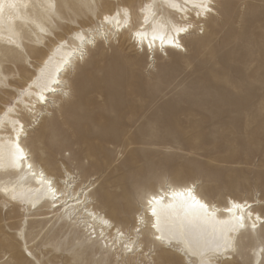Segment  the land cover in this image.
I'll return each mask as SVG.
<instances>
[{
	"label": "rangeland",
	"instance_id": "rangeland-1",
	"mask_svg": "<svg viewBox=\"0 0 264 264\" xmlns=\"http://www.w3.org/2000/svg\"><path fill=\"white\" fill-rule=\"evenodd\" d=\"M119 1L95 3L103 5L102 12ZM122 1L133 11L143 2ZM68 2L75 4L78 17L63 20L70 26L65 28L76 22L91 25L94 11L82 7L80 0ZM215 3L218 15L204 22L203 31L196 26L185 35L183 50L152 55L140 48L137 53L128 40L88 48L86 59L65 77L71 101L58 109L60 102L49 100V109H42L45 119L27 126V139L42 137L38 149L25 141L33 159L58 178L64 166L77 178L91 177L104 212L127 231L142 194L175 180L192 182L216 203L227 196L260 201L254 209L264 215V0ZM133 19L138 21L135 14ZM57 31L61 29H53ZM6 91L0 94V105L17 94ZM79 100L84 101L76 105ZM83 171H88L85 176ZM112 185L122 194L116 191L114 198L101 200ZM123 194L132 198L131 205L116 197ZM116 205L124 209L123 215ZM0 218L10 240L24 229L26 247L42 264L161 262L159 246L144 232L139 238L150 252L144 257L120 255L101 247L104 242L95 236L103 234L88 232L97 239L91 244L57 216L45 224L25 221L16 208L0 205ZM257 247H264V226L236 240L230 264H252ZM162 262L184 264L171 255Z\"/></svg>",
	"mask_w": 264,
	"mask_h": 264
},
{
	"label": "bare ground",
	"instance_id": "bare-ground-1",
	"mask_svg": "<svg viewBox=\"0 0 264 264\" xmlns=\"http://www.w3.org/2000/svg\"><path fill=\"white\" fill-rule=\"evenodd\" d=\"M85 3L86 0H80ZM104 1V0H102ZM227 1V0H224ZM9 0H5V5ZM19 5L18 8L9 10L5 6V11L2 16H0V42L7 43L8 45L0 46L3 49L4 53L0 54V94L7 93L6 90L14 89L17 92L13 96V100L17 99V95L23 89L25 95L20 97L22 103L18 104L16 107V112L12 114H7L3 110L7 106L8 102L3 101L0 105V117H3L4 123H0V151L4 154L3 167H0V189L7 188L8 192L0 190V205L6 209L9 207L16 208L19 212L22 213L23 219L25 221H42L45 224L48 221H51L53 217L57 216V221L63 222L70 229L76 230L80 233L81 236L94 244L97 239H91V236H88L92 233L98 232L96 234H103L101 240L104 242L101 247L107 249V247L112 248L115 253L120 255H130L124 251L123 243H130L129 236L132 240L137 239L136 228H143L145 234L149 235L150 241H152L153 232L155 231L152 228V224L155 223V218L149 220L151 217V211L149 210L145 214L146 204L144 199H141L139 206L137 207L134 213V222L131 226V230H125L120 222L111 220L108 215L104 212L105 207L102 205L101 201L95 198L94 192L97 187V184L93 182L91 177H81L77 178V175H72L71 171L64 166L62 169V175L58 178L54 176V173H50L45 166H42L39 162L35 161L30 153L28 145L25 141H30L31 144L38 149L39 144L41 143L42 137L40 135H35L32 139H27V126L29 127L31 122L36 121L37 119H45L42 109L46 108L49 105V100H53L55 104L57 101L58 109L65 106V104L70 99L69 91L66 86V76L74 69L78 64L82 63L79 59V50L81 47L85 48H95L98 44L101 45L107 42L115 41H130L131 45L134 47L136 52L137 49L148 50L150 53L155 54L158 52L160 45L159 39L155 41L152 49H147L149 40L152 36V24L156 22L164 23H182V19H186L187 23L191 25L190 32L197 26L201 28L204 26V22L208 21L215 16H209L205 19L203 16H196V9L192 8L190 5L187 7L186 12H181L177 9L171 8L168 6L167 0H143L139 6L132 12L131 18L127 24L124 23L123 17H121V22L119 27H117L115 21L111 24H102L103 15H111L115 11L116 6L120 8L130 7L129 2H123L122 0L117 2L115 6L106 7L100 12L99 15L95 14V20L93 21L91 17L89 19L92 21L91 25H84L76 22V26L70 27L66 24H63V20H75L77 16V7L74 3L68 2V0H15ZM177 4L181 6L184 5L185 0H175ZM215 3V0H213ZM40 3H50L55 7L54 9H42L37 7ZM154 4L152 12L154 16L150 18V23L144 25L145 30L148 33L147 39H145L143 46L137 41L133 36V33L140 29L143 23V16L139 15V10L144 5ZM216 4V3H215ZM216 16L218 15L217 10ZM82 14L87 16L82 9ZM134 14L138 17V21L135 23ZM44 27L48 33L53 34L54 39L48 37L46 41V36L40 34L39 28ZM66 27V28H65ZM60 28L61 31L53 32V29ZM92 29H99L100 32L108 33L111 35L110 41H104L103 38L97 33L91 31ZM77 33H82L85 41L95 38V43L93 45H88L87 43L81 44V41L74 39ZM185 33H181L178 37L179 43L182 45V39ZM39 39V43H37ZM10 40H14L16 44H19L20 47L17 48L13 44L9 43ZM62 40L67 41L66 46L57 47ZM194 40H192L193 42ZM139 47H138V46ZM183 46V45H182ZM175 50L177 48L166 44L164 46V51L166 50ZM9 51V52H8ZM44 69L42 72L41 70ZM45 79L51 81V87L55 89V92L45 91L44 95L47 98L46 103L37 102L36 93L41 91L43 86V80ZM20 80L19 86L15 85ZM58 80L60 83L57 85L54 81ZM40 83L41 87H37L36 84ZM32 87H29V86ZM104 92V90H102ZM68 95H65V93ZM85 93V92H84ZM79 100L76 105L83 103ZM86 104V103H85ZM29 106L26 108L25 106ZM63 105V106H62ZM82 107V106H81ZM49 108H46V111ZM82 109V108H81ZM13 119H20L24 124V132L20 135V145L24 149V152L27 156V160L24 162L23 170L14 169L8 166V152L11 141H14L16 132L12 130V125L10 122ZM29 120L26 122L25 120ZM32 119V120H31ZM28 164H32V171L39 174L41 171L44 172L47 179H52L55 181L54 187L58 189L57 196L59 197L61 193L71 192L73 196L82 191V188L85 192H90V195H81L80 199L82 201L86 200V204H82L81 208H87L88 212L94 213L96 219H93L92 216L86 215L83 211L78 212L75 215V218L70 222L67 218L65 210L60 207L64 200L67 199V195H64L61 199L55 200L50 192L44 187V185L38 182L37 178L32 176L27 168ZM80 168H83V165L79 164ZM59 168V167H58ZM68 173L69 176L75 177L74 180L70 181L69 185H65V180L67 179L65 173ZM84 172L85 174L88 172ZM90 179V180H89ZM193 189L194 195L197 198L201 199L206 203H210L217 209V219L220 221L232 220L227 213L224 212V209L231 207L232 202L243 205L244 207L237 211L233 210L234 216L243 215L248 217L249 212L252 214V219H249V222L246 221L245 228L236 231H229L227 228L221 231V225H216L215 228L211 224H208L204 227L203 230H198L196 233L192 234L191 238L194 241H198L201 245H205L208 248H214L218 244H223L225 241H230L232 244L231 249L227 252L226 255H216L213 257L214 264H230V260L233 258V253L235 252L236 240L249 233H256L261 228V223L257 222V227L255 230L251 228L253 219L257 214L262 215L258 209H254L255 205H259L260 201H251L246 198H237L233 196H227V198L220 202L216 203L211 201L206 196H204L200 191H198L194 184L190 181H180L175 180L174 182H169L165 186H158L156 189H150L146 191L147 197L152 195H162L165 197L163 202L159 205H156L157 211L161 213V222L162 225L166 223L167 226H171L174 222L179 223V217L183 216L182 210V198L173 199L170 195L171 192L176 191L180 192L183 187L187 188L189 186ZM13 189H15L16 194L18 195L17 199H12ZM107 191L110 194L105 196H100L101 200L107 201L110 198H114L116 191V186H108ZM121 193V191H120ZM122 194V193H121ZM124 200L123 204L131 205L132 198L123 194L121 198L120 195L116 196ZM224 202V203H223ZM35 205V206H33ZM251 206V207H248ZM116 208L119 210V214L123 215L124 209L120 205H116ZM109 221V224L105 225L101 223L100 218ZM143 217L144 221L147 223L145 227L144 223H140V218ZM0 221L4 219L0 218ZM24 221V222H25ZM28 224V222H27ZM234 227V221L232 224L228 225V228ZM18 236L13 238V240L8 239L5 235L4 226H0V258L3 256L5 259L0 261V264H42L41 261L34 257L29 249L26 247L28 243L27 233L24 229L18 231ZM88 232H91L90 234ZM140 232V233H142ZM123 233V236L120 235ZM100 236V235H99ZM104 239V240H103ZM137 252L134 253V256L144 257L146 251L150 250V247L145 246V243L139 238V244L136 245ZM183 247V245H181ZM142 248V251L139 249ZM175 248V247H174ZM260 247H257V251L254 253V258L252 264H259L261 261V253L259 251ZM177 249V248H176ZM234 249V250H233ZM154 251V250H153ZM2 252V253H1ZM31 253V255H28ZM159 261H163L167 255L178 257V259L184 263L188 264L190 257L183 255L181 251L172 252L167 248L158 249L157 256ZM191 264H200V256L197 255L191 258Z\"/></svg>",
	"mask_w": 264,
	"mask_h": 264
},
{
	"label": "snow or ice",
	"instance_id": "snow-or-ice-1",
	"mask_svg": "<svg viewBox=\"0 0 264 264\" xmlns=\"http://www.w3.org/2000/svg\"><path fill=\"white\" fill-rule=\"evenodd\" d=\"M168 6L174 9H177L179 11L186 12L187 7L190 5L192 8L196 9V16L201 17L203 16L205 19H207L209 16H213L216 14L214 9H216L217 5L213 2V0H185V3L183 6L180 4H177L175 0H167ZM5 6L9 10L16 9L19 7V5L15 2V0H9L7 5H5V0H0V16L3 15L5 11ZM82 7H87L89 9V12H96L97 15L100 14V9L103 8L102 4H96L95 0H86L85 3L81 5ZM37 7H40L42 9H54V5L50 3H40L37 5ZM154 7V4H147L144 5L139 10V15L143 16V23L136 32L133 33V36L137 39V41L143 46V43L145 39H147L148 33L144 28V25H148L150 23V18L154 16V13L152 12V8ZM132 15L130 7L120 8L119 6H116V9L114 12L111 13V15H103L102 24H111L113 21H115L117 27H119L121 22V17H123L124 23L127 24L130 20ZM152 36L151 40H149L147 47L149 49L153 48V44L157 39L160 41V49L163 52L164 46L166 44L171 45L177 49L183 50V46L179 43L178 37L181 33L187 34L190 31V28L192 27L187 23L186 19H182V23H168L165 25L164 23L156 22L152 25ZM91 31L97 32L104 41H110L111 35L108 33L100 32L99 29H92ZM201 31H203V28H201ZM40 34L45 35L46 37H50V33L47 32V30L44 27L39 28ZM53 38L54 37H50ZM74 39H78L81 41V44L87 43L88 45H93L95 43V38L85 41L83 38L82 33H77ZM39 43V39L36 41ZM9 43L13 44L15 47L19 48L20 45L16 44L14 40H10ZM67 41L62 40L61 43L57 47H64L66 46ZM165 55L167 53H164ZM88 55V52L85 48L81 47L79 50V59L81 61L85 60ZM42 72L44 69L41 70ZM43 82V86L41 87L40 83H37V87H41V91L37 92L36 98L37 102L39 103H46L47 98L44 95L45 91H51L55 92V89L51 87V81L45 79L44 77L41 78ZM57 85H59V81H54ZM29 87H32L31 85ZM25 95V91L22 89L21 92L17 95L16 100H9L7 106L4 108V112L7 114H12L16 112V107L18 104L22 103V100L20 97ZM65 95H68L66 92ZM28 108L29 106H25ZM3 117H0V123H4ZM12 125V130L16 132V136L14 141H11L10 138V145H9V152H8V166L10 168L14 169H21L23 170L24 162L27 160V156L24 152V149L20 145V135L24 132V124L21 122L20 119H13L11 121H8ZM2 148V146H0ZM3 161H4V154L2 151H0V167H3ZM27 168L30 172H32V176L34 178L38 179V182L50 192L53 202L57 199H61L64 195H67V199L63 201V203L60 205L61 208L65 210V213L67 214L68 220L71 222L75 215L83 211L86 215L92 216L93 219H96V216L94 213L88 212L87 208H81L82 204H86L87 201H82L80 199L81 195H90V192H85L82 188V191L80 193H77L75 196L71 194V192L68 193H61V195L57 196L58 189L54 187L55 181L52 179H47L45 177V174L43 171H41L39 174L32 171V164H28ZM67 179L65 180V185L68 186L70 181L74 180L75 177L69 176L68 173H65ZM0 190H3L4 192H8L9 189L2 188ZM13 195L12 199H17L18 195L15 192V189L12 190ZM171 197L173 199L176 198H182V210H183V216L179 217V223L176 224L175 222L171 226H167L166 223L162 225L161 222V213L157 211L156 205H159L163 202L165 199L162 195H152L150 198L147 197V193L142 194V199H144V203L146 204L145 207V214L150 210L151 211V217L148 219L151 220L152 218H155V223L152 224V228L155 230L153 232L152 241L151 243L153 245L159 246V248L164 249L167 248L168 250H171L172 248H177L179 251L183 253V255L190 257V260L188 264H191V258L199 255L200 256V264H214L213 257L216 255H226L227 252L231 249L232 244L230 241H225L223 244H218L214 248H208L205 245H201L198 241H194L191 236L192 234L196 233L198 230H203L204 227L208 224H211L213 228H215L216 225H221V231L225 230L226 228L231 231L241 230L245 228L246 218L243 215L234 216L233 210L236 209L237 211L241 210L244 206L237 204L235 202H232L231 207H227L224 209V212L227 213L230 217H232V220L228 221H220L217 219V209L211 205L210 203H206L202 201L201 199L197 198L196 195H194L192 188H186L183 191L176 192L173 191L170 193ZM35 206V205H33ZM251 207V206H248ZM248 219H252V214L249 212ZM102 224H109L108 220L100 218ZM234 221V227L228 228V225L232 224ZM257 222L261 223V226H264V217L257 214L255 218L253 219V222L251 224V228L253 230L257 227ZM140 223H144L145 227H147V223L144 221V218H140ZM137 233V239L132 240L131 236H129L130 243H123L124 251L129 254H134L137 252L136 245L139 244V234L140 232L144 231L143 228H136L135 229ZM121 236H123V233H120ZM183 245V247H181ZM147 246V245H145ZM142 251V248L139 249ZM234 250V249H233ZM261 254H264V247L260 249ZM28 255H31V253H28ZM144 264H158L156 261H145ZM159 264H163V262H159ZM260 264H264V261H261Z\"/></svg>",
	"mask_w": 264,
	"mask_h": 264
}]
</instances>
